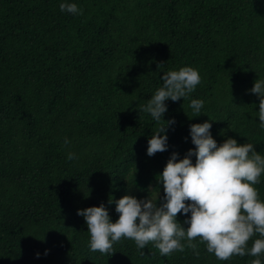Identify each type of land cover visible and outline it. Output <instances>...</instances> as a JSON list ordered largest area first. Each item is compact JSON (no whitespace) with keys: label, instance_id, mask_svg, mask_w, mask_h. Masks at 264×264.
<instances>
[{"label":"trees","instance_id":"trees-1","mask_svg":"<svg viewBox=\"0 0 264 264\" xmlns=\"http://www.w3.org/2000/svg\"><path fill=\"white\" fill-rule=\"evenodd\" d=\"M60 2L0 0V264H252L218 260L199 238L169 256L126 238L110 256L93 252L77 210L104 203L115 221L125 194L159 203L157 176L172 152L195 147L192 123L215 120L218 144L231 136L264 155L250 92L264 79V0H74L76 16ZM186 65L199 70L190 98L204 113L192 117L190 99L167 100L168 148L149 157L158 124L140 108L163 72ZM184 219L177 214L187 227Z\"/></svg>","mask_w":264,"mask_h":264},{"label":"clouds","instance_id":"clouds-1","mask_svg":"<svg viewBox=\"0 0 264 264\" xmlns=\"http://www.w3.org/2000/svg\"><path fill=\"white\" fill-rule=\"evenodd\" d=\"M59 9L74 16L83 14L74 0H61ZM160 80L162 86L140 108L158 124L147 141L149 157L168 148L167 130L175 124V118L163 119L167 100L190 99L192 117L204 113V101L190 98L201 83L198 69L186 65L168 70ZM250 92L259 97V126L264 128V79L256 78ZM210 121L215 120L190 124L189 135L195 147L182 158L175 151L169 156L157 176L163 185L159 203L158 194L155 199L125 194L114 201L119 214L115 221L104 203L77 210L87 225L91 251L110 256L113 245L126 238L141 251L152 242L162 256H169L184 250V240L195 250L197 245L192 242L199 238L218 260L248 255L256 258L252 264H264L260 258L264 256V199L256 188L264 175V155L253 143L239 144L231 136L218 144L211 134ZM64 144H70L67 137ZM78 158L73 152L67 154L69 160ZM178 213L185 215L183 224L187 227L177 220ZM257 235L259 238L249 247V240Z\"/></svg>","mask_w":264,"mask_h":264}]
</instances>
